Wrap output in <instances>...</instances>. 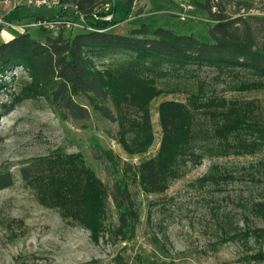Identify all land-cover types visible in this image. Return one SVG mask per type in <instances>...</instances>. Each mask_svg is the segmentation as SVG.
<instances>
[{"label":"trees","instance_id":"trees-1","mask_svg":"<svg viewBox=\"0 0 264 264\" xmlns=\"http://www.w3.org/2000/svg\"><path fill=\"white\" fill-rule=\"evenodd\" d=\"M106 1L57 0L85 14ZM230 1L199 4L212 22L210 41L146 25L117 35L111 26L121 20L105 22L101 32L87 30L65 37L59 33L42 40L29 32L19 34L0 44V90L5 87L7 72L22 71L28 81L14 102L42 97L78 121L88 120L90 107L118 124L117 144L131 156L145 153L153 145L151 101L168 93L184 94V101L159 104L158 153L135 170V180L145 190L163 193L185 174L188 164L198 165L206 157L250 156L264 149V112L258 103L228 101L224 96L264 89V41L255 29L260 18L227 15ZM204 68L212 75L202 77ZM194 113H199V122L205 124L203 133L195 128ZM95 159L106 165L108 173L119 164L112 151L98 153ZM254 167L250 164L248 168ZM215 169L212 166L202 181L220 184L233 179L231 173H213ZM21 175L37 189L41 204L59 210L86 230H101L110 199L118 217L111 233L125 242L135 232L140 214L127 184L115 178L109 192L78 155L38 158L23 167ZM247 175L249 181L256 178L255 173ZM12 184L10 174L0 172V190ZM247 209L264 218V202H252ZM243 222L244 226L232 233L225 231L224 241H240L245 249L253 242L258 248L242 261L264 263V227H251L247 216Z\"/></svg>","mask_w":264,"mask_h":264},{"label":"rangeland","instance_id":"rangeland-1","mask_svg":"<svg viewBox=\"0 0 264 264\" xmlns=\"http://www.w3.org/2000/svg\"><path fill=\"white\" fill-rule=\"evenodd\" d=\"M129 1L128 6L126 2ZM142 1L108 0L91 14H85L68 5L35 7L28 0L27 3L26 0H0L3 23L0 33L4 24L11 23L13 13L18 9L28 13V19H31L28 20L30 28L20 30L42 40L59 33L65 37L84 29L100 30L105 22L115 20H121L111 26L117 35H126L139 22L156 28L154 14L146 20H138V15L146 9ZM174 1L147 0V6L149 9L152 6L160 8L161 3L160 10L165 19L168 12L179 11V4H186L188 20L180 21L179 11L175 15L178 19L168 21L170 30L210 41L208 29L212 22L206 11L199 7L205 0H178L179 8L175 5L171 9ZM230 2L227 15L238 13L260 18L255 29L259 40L264 41V0ZM42 20L51 25L34 27ZM13 26L17 27V24ZM200 74L202 77L212 75L205 68ZM3 80L5 87L0 90V172L9 173L13 184L0 190V264H246L242 257L253 254L258 248L253 242L245 249L240 241H224V233L243 227L244 216L248 217L251 227H264V218L251 215L247 209L252 202H264V149L250 156L206 157L198 165L188 164L185 174L160 194L149 193L135 180L139 164L153 159L158 153L161 140L157 116L159 104L164 100L184 101V94L168 93L151 101L153 145L147 152L131 156L117 144V123L101 117L90 107L88 120H73L58 107H51L42 97L14 102V97L23 93L22 86L28 78L22 71L14 70L7 72ZM219 86L221 88L222 84ZM224 96L228 101H253L264 112V89L225 93ZM76 101L85 105L83 100L76 98ZM194 115L197 119L195 128L203 133L205 124L199 122V113ZM108 151H112L119 161L112 173L95 159L96 154ZM50 154H59L60 158L78 155L109 192L115 178H121L127 184L140 214L135 232L127 241L122 242L111 233L118 217L110 199L107 218L101 230L95 228L94 231L63 217L59 210L41 204L37 189L30 179L22 177L21 169ZM250 164L255 167L249 170ZM212 166L218 169L213 173H231L233 179L220 184L203 182ZM248 173H255L256 178L249 181ZM261 248L264 249V244Z\"/></svg>","mask_w":264,"mask_h":264},{"label":"crops","instance_id":"crops-1","mask_svg":"<svg viewBox=\"0 0 264 264\" xmlns=\"http://www.w3.org/2000/svg\"><path fill=\"white\" fill-rule=\"evenodd\" d=\"M178 2H179L178 0H175L174 4H172L173 6L170 8L171 9L174 8L175 5H177L178 6L177 8H179ZM142 4H144L146 6V9L144 10L143 14L138 15V18H139L138 20H146L149 15L154 14L153 25L160 27V28L164 27V28L170 29L168 21H170V19L176 18L175 15L180 11V9H178L179 10L178 12L170 11V12H168L169 15H167L166 18L164 19L163 18V11L160 10V8L162 6L161 3L159 4L160 8H156V7L152 6L150 9H149V6H147V0L142 1ZM18 10L14 11L13 20L11 21V24L12 23H13L12 25L17 24V26L28 24V20H31V19H28V13L25 14L24 12H21L22 10L21 11H18ZM158 10H159V12H158ZM148 18H151V17H148ZM176 19H178V18H176ZM140 25H146L150 29H154L153 27H151V25L149 23H145V22H139V24L135 25V27L140 26ZM130 29H132V28H130ZM22 33H26V32H24L23 30L19 31L18 29L11 28V27L4 28L2 30V32L0 33V37H1L0 44L2 42H6L9 39H12L13 37L18 36L19 34H22Z\"/></svg>","mask_w":264,"mask_h":264},{"label":"built area","instance_id":"built-area-1","mask_svg":"<svg viewBox=\"0 0 264 264\" xmlns=\"http://www.w3.org/2000/svg\"><path fill=\"white\" fill-rule=\"evenodd\" d=\"M26 3H27V0H26ZM28 3L30 5L35 6V7L36 6H46V7H49V6H61V4L60 3H57V1H49V2L42 1V2L31 3L28 0ZM179 5H180V12L177 14L178 15V18H179L180 21L186 22L188 20L187 12H188V8L189 7H187V5L186 4H183V3L182 4H179ZM54 23H55V21H54ZM1 24H3V23L0 20V25ZM50 25H51V22H50V24H48L47 21L42 20V21H37L36 24L34 25V27H36V26H45L46 27V26H50ZM7 27L16 28L19 31H20V29H29L30 28V26L28 24L27 25H20V26H17L16 27V26H13L11 23H9V24L7 23V24H4L3 29L4 28H7ZM76 27L78 28L79 26H76ZM86 30H92V29H84V31H86ZM94 31L101 32V30H98V29H94Z\"/></svg>","mask_w":264,"mask_h":264},{"label":"bare ground","instance_id":"bare-ground-1","mask_svg":"<svg viewBox=\"0 0 264 264\" xmlns=\"http://www.w3.org/2000/svg\"><path fill=\"white\" fill-rule=\"evenodd\" d=\"M42 1H44V2H49V1H51V0H35V2H42ZM52 1H57V0H52ZM34 2V3H35Z\"/></svg>","mask_w":264,"mask_h":264}]
</instances>
